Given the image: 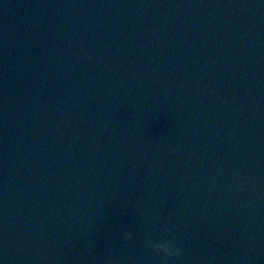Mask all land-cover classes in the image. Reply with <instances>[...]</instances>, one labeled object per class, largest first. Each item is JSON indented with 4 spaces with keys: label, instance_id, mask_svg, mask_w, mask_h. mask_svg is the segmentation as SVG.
<instances>
[{
    "label": "water",
    "instance_id": "1",
    "mask_svg": "<svg viewBox=\"0 0 264 264\" xmlns=\"http://www.w3.org/2000/svg\"><path fill=\"white\" fill-rule=\"evenodd\" d=\"M0 264H264V0H0Z\"/></svg>",
    "mask_w": 264,
    "mask_h": 264
},
{
    "label": "clouds",
    "instance_id": "2",
    "mask_svg": "<svg viewBox=\"0 0 264 264\" xmlns=\"http://www.w3.org/2000/svg\"><path fill=\"white\" fill-rule=\"evenodd\" d=\"M165 231L170 234L169 238L154 241L151 243V247L157 252L163 253L166 258L178 257L181 249L176 244V238L171 235V229L165 228ZM126 238L131 239V234L127 233Z\"/></svg>",
    "mask_w": 264,
    "mask_h": 264
}]
</instances>
